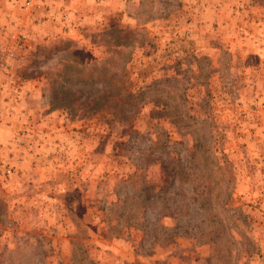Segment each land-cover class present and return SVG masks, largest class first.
<instances>
[{"label":"rangeland","instance_id":"rangeland-1","mask_svg":"<svg viewBox=\"0 0 264 264\" xmlns=\"http://www.w3.org/2000/svg\"><path fill=\"white\" fill-rule=\"evenodd\" d=\"M29 3L0 0V43L30 38L0 80V264H264V0L45 28Z\"/></svg>","mask_w":264,"mask_h":264},{"label":"crops","instance_id":"crops-1","mask_svg":"<svg viewBox=\"0 0 264 264\" xmlns=\"http://www.w3.org/2000/svg\"><path fill=\"white\" fill-rule=\"evenodd\" d=\"M52 4H56L58 6L60 4L61 5H65L66 4L68 7L72 8V10L69 11L67 9L68 7H66V8L64 7L67 19H68V17H73V15H77V16H74V17L75 18L83 17V21H84V20L87 19V17H86L87 16V10H89L92 7L91 4H93V3H92V0H55V1L54 0H30L29 5H33L34 6L33 10H35V15L36 16L38 15L36 17L37 22L35 23V24H37V27L45 28L47 26L48 22H50V16L53 15V14H51L52 13L51 12L52 11L51 10L52 9L51 8ZM15 24H16V21L12 20V23L10 25L13 26L14 28H16ZM10 25H8V26H10ZM31 26L34 27L33 23H32ZM4 31L6 33L8 30H4ZM6 34L8 35V33H6ZM1 119H0V129H1V125H3Z\"/></svg>","mask_w":264,"mask_h":264},{"label":"built area","instance_id":"built-area-1","mask_svg":"<svg viewBox=\"0 0 264 264\" xmlns=\"http://www.w3.org/2000/svg\"><path fill=\"white\" fill-rule=\"evenodd\" d=\"M8 35V40L0 43V80L9 73V68L19 58V54L30 48V38L27 32H10ZM2 169V178L7 182L12 178L15 170L8 165H3Z\"/></svg>","mask_w":264,"mask_h":264},{"label":"trees","instance_id":"trees-1","mask_svg":"<svg viewBox=\"0 0 264 264\" xmlns=\"http://www.w3.org/2000/svg\"><path fill=\"white\" fill-rule=\"evenodd\" d=\"M126 83H127V80H126ZM125 85H126V84L124 83L121 87H122V88H125ZM125 89H126V90H124L123 94H124V96H125L127 99L121 101V97L118 95V97H115V96H114V97H115V103H114L113 101H112V102L110 101L109 103H111V104L114 103L113 106H114V107L117 106V107H119V108L122 107L120 103H125V104L129 103V102H130V96L132 97L133 95L130 94V93L128 92L127 88H125ZM108 96H109V97H112L111 94H109ZM132 102H134V101L132 100L131 103H132ZM109 103H107V104H109ZM132 104H134V103H132ZM111 106H112V105H111ZM109 108H110V107H109ZM110 109L113 110L114 108L112 107V108H110Z\"/></svg>","mask_w":264,"mask_h":264}]
</instances>
